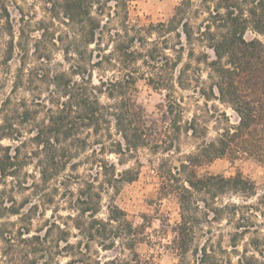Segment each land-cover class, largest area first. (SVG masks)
Segmentation results:
<instances>
[{
  "label": "trees",
  "instance_id": "trees-1",
  "mask_svg": "<svg viewBox=\"0 0 264 264\" xmlns=\"http://www.w3.org/2000/svg\"><path fill=\"white\" fill-rule=\"evenodd\" d=\"M130 1L63 0L65 15L80 25L86 45L80 70H72V75L54 73L50 78L54 88L46 100L38 96L31 104L26 100L13 104L9 96L0 107V141L17 142L0 144V238L13 247L2 252L13 264H51L59 256H69L68 264H101L93 252L115 249L118 253L105 264H140L136 247L142 242L143 227L113 202L106 204V216L99 214L104 193L117 192L123 183L138 178L139 168L118 166L141 149L155 155H179L178 163L161 158L157 173L161 193L175 194L179 200L175 245L181 255L188 252L199 219L196 195L203 197L200 201L213 213V220L224 215L237 220L238 231L230 238L234 249L241 235L256 225L253 217L264 216V193L256 204L216 206L225 194H257L255 183L242 172L231 176L199 172L203 164L221 157L254 158L264 164V0H204L202 10L207 15L199 24L191 20L198 13L193 0H182L168 20L148 25L129 19ZM4 18L6 29L1 23ZM2 30L12 34L5 6H0ZM249 30L259 37L247 39ZM154 33L158 39L149 40ZM104 38L111 41L109 52L102 48ZM197 43L209 48L213 57L196 53ZM92 44L100 49L97 61L91 59ZM186 49L196 66L190 61L180 66ZM12 54L13 45L1 63L6 65ZM105 63L118 73L94 83L89 66ZM201 64L209 70L206 80ZM22 73L13 82L14 94L24 86ZM139 79L165 91L159 118L149 117L135 100ZM187 89L206 101L227 104L236 113L237 123L230 124L225 112L217 113L216 121L222 123L219 117H223L226 126L215 137L208 136L202 115L184 117V96L178 90ZM182 134L197 140L193 151L181 154ZM111 154L118 161L108 159ZM30 163L35 171L29 182L21 174ZM81 167L84 172H79ZM24 190L30 193L19 201L15 193ZM48 210L50 217L32 234L34 219L44 218ZM11 216L20 222L18 230L12 229L17 223L9 220ZM252 231L257 233V226ZM248 243L250 249L238 255L237 264H264V235H254ZM126 250L131 258H119ZM198 261L233 264L231 258L221 259L214 247L207 246L200 249Z\"/></svg>",
  "mask_w": 264,
  "mask_h": 264
},
{
  "label": "rangeland",
  "instance_id": "rangeland-1",
  "mask_svg": "<svg viewBox=\"0 0 264 264\" xmlns=\"http://www.w3.org/2000/svg\"><path fill=\"white\" fill-rule=\"evenodd\" d=\"M62 1L0 0V6H5L9 12L12 30L11 35L4 30L0 31V107L9 96L13 97V104L18 100H26L27 103L31 104L38 96L46 100L49 97L50 90L54 88L50 82V78L54 73L65 71L72 75V70H80L79 64L84 63L81 53L85 50L86 45L81 39L80 25L65 15ZM181 2L182 0H131L129 3V19L138 24H157L168 20L173 15L175 7ZM213 2L211 4H214ZM203 4L204 0H193V8L198 11L197 14L192 15L191 20L194 24L201 23L207 15L202 10ZM1 23L5 29L9 27L5 18L2 19ZM257 36L251 30L246 33L247 39ZM152 39H158V35L154 33L149 38V40ZM103 42L105 45H102V48H109L105 52L112 50V47L108 46L111 43L108 38H104ZM12 45V57L6 65H3L1 60ZM194 47L196 53L207 52L213 57V52L209 48L198 43ZM90 48L94 50L93 55L91 54V59L97 61L99 59V47L92 44L89 46V50ZM188 61L192 62L193 66L197 65L193 59L188 57V49H186L180 66ZM201 68L203 79L206 80L209 70L204 64H201ZM90 70H93L94 83H98V79L102 76L105 78L118 73L117 68L111 67L107 63L102 65V67L89 66ZM21 72H23L25 83L14 94L12 92L13 82L15 77ZM178 92L184 96V117L187 119L194 114L202 115L208 126V136L215 137L217 131L226 126L227 121L223 117H219L220 120H223L222 123L216 121L214 116L217 113L225 112L230 124L237 123L236 113L227 104H223L216 99L206 101L197 93H194L192 89L178 90ZM134 98L149 117H160L159 107L165 98L164 90L155 89L146 80L139 79L136 84ZM102 100L108 101L106 96H103ZM2 117L3 115L0 114V122ZM16 143L9 139L0 141V144L4 146L15 145ZM196 143L197 140L194 138L182 134L180 141L181 154L193 151ZM107 158L118 161V156L114 154L107 155ZM161 158H169L174 163H178L179 155L176 153L170 155L159 153L155 155L148 149H141L125 165H119L118 167L121 169L139 168L140 174L135 181L123 183L117 192L109 190L104 193L103 209L99 216H106V204L113 202L128 213L129 218L135 225L143 227L145 233L142 242L136 247L141 259L140 264H202L198 261L199 251L206 246L208 248L214 247L219 252V258L229 257L233 264H237L238 255L242 254L246 248L250 249L248 243L250 238L254 235H264V216L257 215L253 217L256 224L254 227L257 226L258 232H253L254 227H252L245 235H241V238L237 241V249H234L230 238L231 234L238 231L236 228L237 220H228L226 215L220 220H213V213L207 211L203 202L200 201L203 197L196 195L201 206L198 211L199 219L196 223L194 234L191 235L192 241L189 250L185 256L181 255L175 245V226L180 220L179 200L175 194L166 195L160 191L161 179L157 172ZM138 160L141 165L137 163ZM34 171V164H27L21 176L28 177L30 182V175ZM79 172H84V169L81 167ZM199 172L225 176L242 172L255 183L257 190L255 196L246 197L243 194L230 196L225 194L216 200V206L225 203H236L238 205L256 204L258 196L264 193V164L254 158H216L208 164H203L199 168ZM29 193L30 190H24L16 192L15 195L21 201ZM211 202L209 200V203ZM243 211L247 213L250 210ZM51 213L48 210L44 218L39 216L34 219L31 227L32 234L42 226L44 219L50 217ZM61 213L65 214L63 211ZM9 220L16 221L17 225L12 229L18 230L20 222L17 221V217L11 216ZM73 232H75L74 229ZM72 240L74 241L75 239L73 238ZM12 248L0 238V264H13L9 261V256L5 259L2 254L3 251L10 252ZM93 248L96 250L97 247L93 246ZM222 249L226 251L224 252ZM94 252L93 257L100 259L99 262L101 264H105L112 260L111 258L118 253V250H100L97 254ZM118 257L130 259L131 255L126 250L124 254L118 255ZM69 260V256H59L51 264H68ZM14 264H19V262L14 261ZM38 264H41V262Z\"/></svg>",
  "mask_w": 264,
  "mask_h": 264
}]
</instances>
